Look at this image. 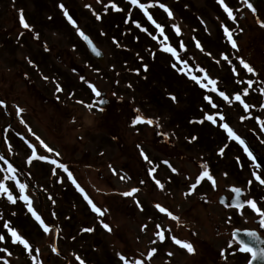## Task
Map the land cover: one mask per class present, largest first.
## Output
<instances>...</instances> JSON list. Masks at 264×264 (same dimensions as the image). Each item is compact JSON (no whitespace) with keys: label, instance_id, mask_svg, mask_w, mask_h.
I'll return each mask as SVG.
<instances>
[{"label":"rangeland","instance_id":"374dc122","mask_svg":"<svg viewBox=\"0 0 264 264\" xmlns=\"http://www.w3.org/2000/svg\"><path fill=\"white\" fill-rule=\"evenodd\" d=\"M258 10L242 0H0L10 113L0 102V264L63 262L40 214L66 264H245L231 231L264 219ZM230 187L256 210L221 205ZM180 223L209 238L187 234L194 254L175 242Z\"/></svg>","mask_w":264,"mask_h":264},{"label":"snow or ice","instance_id":"6c2138e0","mask_svg":"<svg viewBox=\"0 0 264 264\" xmlns=\"http://www.w3.org/2000/svg\"><path fill=\"white\" fill-rule=\"evenodd\" d=\"M135 2H136V0H133V3H135ZM248 6L251 7L250 4ZM117 10H119V9H117ZM229 15L231 16V13H229ZM21 23L23 24L24 27H26V28L28 27V25L24 23L22 16H21ZM262 26H264V25H262ZM229 38L231 39V34L230 33H229ZM232 46L234 48L236 47L235 42H233V45ZM93 50L95 51V49H93ZM173 54L175 55V53H173ZM97 55H99V53H97ZM225 59H227V58L225 57ZM243 66L248 70V72H253L254 71L253 68L250 67L248 64H244ZM210 83H214V81H210ZM96 95L99 96L100 93L99 92H96ZM245 95H247V93H245ZM225 99H227V97H225ZM236 99L237 100H240V97L237 96ZM101 103H103V101H101ZM137 122H139V120H137ZM147 122L148 123H151V121H147ZM225 128L227 129V125H225ZM228 132H229V135L230 136H233V138L236 139V137L233 135V133L231 132L230 129H228ZM241 143H242V141H241ZM48 150L51 151V149H48ZM204 176H208V173L205 172L204 173ZM209 179H211V177H209ZM257 179H260V178L257 177ZM261 183H264V180H261ZM0 188H3V185H0ZM3 190L4 191H7L6 188L3 189ZM133 191H138V190H133ZM233 191H235L237 194H239V191L240 190L239 189H233ZM125 195H132V193H125ZM9 199L11 200L12 197L9 196ZM89 203H91V201H89ZM233 206H236V205L234 204ZM240 206L242 207V205H240ZM249 206L252 207L254 210H256V204H255V202H249ZM93 211L97 212L99 215H103V212L100 209L96 208L95 205H93ZM161 211H163V209H161ZM257 211H258V214L259 215H261L262 217H264V212H259V210H257ZM37 219H39V217H37ZM173 219H176V218L173 217ZM260 226L262 228H264V219H261ZM104 227L106 229H108L109 231L111 230L110 228H108V225H104ZM45 231H49V229L48 228H45ZM12 235H13V237H15L16 240H18L20 243L24 244V246L26 248L28 247L27 242L24 241V240H22L19 236H17V234L15 232H12ZM246 235L256 238V234L255 233H246ZM0 239H3V238L0 237ZM161 239H163V234H161ZM175 242L177 244H179L182 248H185L189 253H193L194 254L195 249H194V247H193L192 244H190V243H181L180 241H175ZM238 243H241V247H240L239 251L251 253V260L252 261H256V260L264 261V249H261L259 252H257V251H255L253 249V247H250L247 244H244V243H242L240 241H238ZM229 246L231 247V245H229ZM121 259H123V257H121ZM81 264H83V262H81ZM137 264H139V262H137ZM250 264H251V261H250Z\"/></svg>","mask_w":264,"mask_h":264},{"label":"water","instance_id":"95a60500","mask_svg":"<svg viewBox=\"0 0 264 264\" xmlns=\"http://www.w3.org/2000/svg\"><path fill=\"white\" fill-rule=\"evenodd\" d=\"M247 6L250 4L251 7H249L253 12H255L259 7H260V2L264 3V0H245ZM79 37L82 39V41L85 43V45L87 46L88 50H89V53L95 57L96 59H98L99 61H102V58H103V54L102 52L95 47V45L92 43V41L86 36V35H83L82 33H79ZM95 49V51L93 50ZM97 53H99V55H97ZM100 105L101 106H104L105 103H101L100 102ZM259 159V157H256ZM233 191V190H232ZM234 193V197H233V201L231 202L232 205H240V200L238 199L239 195H240V192L239 194H237L235 191H233ZM220 202H222L220 200ZM246 233H255V232H252V231H238V230H234L233 231V238L238 242H242L244 244H247L248 246L250 247H253V249L257 252H259L262 248L260 245V238L257 236L256 234V238L254 237H251V236H248L246 235ZM254 241H257L259 244H255ZM241 245V243H239ZM251 264H264V261H261V260H256V261H252L251 260Z\"/></svg>","mask_w":264,"mask_h":264},{"label":"flooded vegetation","instance_id":"af4514ba","mask_svg":"<svg viewBox=\"0 0 264 264\" xmlns=\"http://www.w3.org/2000/svg\"><path fill=\"white\" fill-rule=\"evenodd\" d=\"M4 110H5V112L7 113V115L9 116L10 115V113L8 112V110H7V105L5 106V108H4ZM15 118V116H11V120H13ZM224 195V194H223ZM241 197H243V200H244V203H243V205H242V207L243 206H245V207H248V202H247V200H245V193L244 192H242V195H241ZM231 198H232V193L229 195V197H227V196H225L224 195V199H225V202H224V204H225V206L226 207H228V208H234V207H232L231 206V204H230V200H231ZM217 201H218V199H217ZM258 203V205H257V208L260 210V206L262 207L263 206V208H264V200H260V201H258L257 202ZM183 218V217H182ZM260 219V220H259ZM253 221H254V227H250L249 225H247L246 226V228H243V229H253V230H256L257 232H258V234L264 239V228H262L261 226H260V221H261V218L260 217H256L255 219H253ZM183 223V222H182ZM185 223V222H184ZM189 223H186V225H182L181 223L179 224V225H181V229L179 230L180 232H179V236L177 235L175 238H177L179 241H181L182 243H185V240H187L188 242H190V244H192V242L191 241H189V239L187 238V234L189 235V233H191V235H195L196 236V234L195 233H193L194 231V229L191 227L190 228V226L188 225ZM255 226H256V228H255ZM195 229H196V231L198 230V229H200V228H198V226L197 225H195ZM204 235L205 236V233H200L199 235H197L196 237H194L193 238V240H196V244H202V243H204V244H206V242L209 240V238H205V237H201L202 235ZM230 236H231V234H230ZM244 253H246V256H247V258H246V260H245V264H248V261H249V259H250V254L249 253H247V252H244ZM217 257H219L220 258V261H221V258H222V255L221 254H215V255H213V256H211V258H214V260H216L217 259ZM214 260H213V262H214Z\"/></svg>","mask_w":264,"mask_h":264},{"label":"bare ground","instance_id":"6f19581e","mask_svg":"<svg viewBox=\"0 0 264 264\" xmlns=\"http://www.w3.org/2000/svg\"><path fill=\"white\" fill-rule=\"evenodd\" d=\"M255 242V244H259L257 241H254ZM203 245H204V243H202ZM259 246H261V245H259Z\"/></svg>","mask_w":264,"mask_h":264}]
</instances>
